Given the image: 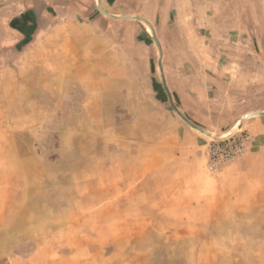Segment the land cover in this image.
Wrapping results in <instances>:
<instances>
[{
  "label": "rangeland",
  "instance_id": "1",
  "mask_svg": "<svg viewBox=\"0 0 264 264\" xmlns=\"http://www.w3.org/2000/svg\"><path fill=\"white\" fill-rule=\"evenodd\" d=\"M125 1L115 6L156 11L165 82L190 122L227 135L264 110V0ZM139 25L149 66L141 76L144 52L131 42L134 77L113 120L101 110L48 109L29 94L20 64L0 61V264H264V178L242 182L229 172L253 142L245 125L264 115L219 142L187 127ZM122 111L127 124L105 125ZM181 136L188 145L180 150L150 141Z\"/></svg>",
  "mask_w": 264,
  "mask_h": 264
},
{
  "label": "crops",
  "instance_id": "2",
  "mask_svg": "<svg viewBox=\"0 0 264 264\" xmlns=\"http://www.w3.org/2000/svg\"><path fill=\"white\" fill-rule=\"evenodd\" d=\"M121 1L125 0H0V61L19 63L17 72L24 71L29 94L44 100L48 109L86 110L87 116L88 113L96 116L101 110L113 120L117 116L115 111L125 108V94L134 77L130 73V44L132 42L135 48L144 52L140 61L141 76L145 77L143 71L144 65L149 66L150 43L138 22L110 19L97 7L111 16L136 15L149 23L154 21L156 12L152 4L143 11L146 16L140 9L120 10L115 5ZM127 2L131 0H126L125 4ZM163 26L161 22L159 28L163 29ZM133 30L139 33L140 42L133 39ZM37 64H40L39 68L33 70V65ZM29 69L33 73L37 71L32 80ZM18 81L16 78V84L22 86ZM83 97L84 103L80 102ZM61 99L68 103L63 104ZM29 101L32 100L26 101V106L31 104ZM129 115L122 111L121 119L118 118L116 123L107 124V120L104 123L109 127L127 124ZM237 116L235 112L224 122L223 125L232 123L226 130L233 126ZM143 119L141 112V130H151L145 127ZM172 125L181 135L186 134L185 127L178 123L169 127ZM245 126L253 131V142L237 166L229 169L242 182L252 177L264 178V118ZM182 137L179 142L176 139L173 142L166 138L149 139L180 150L188 145ZM146 140L147 132L141 133V141ZM194 141L192 148L200 152L204 142L199 137Z\"/></svg>",
  "mask_w": 264,
  "mask_h": 264
},
{
  "label": "water",
  "instance_id": "3",
  "mask_svg": "<svg viewBox=\"0 0 264 264\" xmlns=\"http://www.w3.org/2000/svg\"><path fill=\"white\" fill-rule=\"evenodd\" d=\"M100 5H101V1H100ZM97 7V6H96ZM97 9H98V11L102 14V15H104L103 14V12H101L102 11V9L101 8H99V7H97ZM105 16V15H104ZM105 17H108V18H110V19H113V20H134V21H137V22H139V23H141V24H143L145 21L144 20H142V18H129V19H127V18H119V19H117V18H115V17H110V16H105ZM144 25V24H143ZM152 39H153V42H154V44H155V46H156V48H157V52H158V55H157V66H158V71H159V75H160V79H161V82H162V87H163V90H164V92H165V94H166V97H167V101H168V104H169V106H170V108L172 109V111L179 117V119L187 126V127H189L190 129H194L196 132H198V133H200L201 135H203V136H205V137H207V138H209V139H211V140H213V141H217V142H219V141H224V140H226V139H228L229 137H231L232 135H234L236 132H238L241 128H242V126H243V124H244V122L246 121V120H248V119H250V118H253V117H258V116H262V115H264V110L263 111H261V112H259V113H255V114H250L249 116H247V117H245V120L243 121V123H242V125L241 126H239V127H237L231 134H228V135H216L215 137L211 134L210 135V133H208L207 132V130H205L204 128H202L201 126H199V125H197V124H195V123H193V122H190L178 109H177V107L174 105V103H173V100H172V97H171V94H170V92H169V89H168V87H167V84H166V82H165V77H164V74H163V71H162V67H161V58H162V51H161V47H160V44H159V42H158V39H157V37L156 36H154V37H152ZM207 132V133H206ZM207 135V136H206Z\"/></svg>",
  "mask_w": 264,
  "mask_h": 264
},
{
  "label": "bare ground",
  "instance_id": "4",
  "mask_svg": "<svg viewBox=\"0 0 264 264\" xmlns=\"http://www.w3.org/2000/svg\"><path fill=\"white\" fill-rule=\"evenodd\" d=\"M99 8H100V6H98ZM101 12H103V14L104 15H106V16H110V17H115V18H117V19H119V18H127V19H129V18H141V17H138V16H134V15H120V16H111V15H109V13H106V12H104L103 10L101 11ZM142 20H144L145 22L143 23L145 26H146V28L148 29V31L150 32V34L152 35H150L151 36V38L152 37H154V36H156V34H155V30H154V28L152 27V25L147 21V20H145V19H143L142 18ZM153 40V39H152ZM261 112V111H260ZM255 113H259V112H253V113H248V114H245L244 116H242L239 120H238V122H237V124H236V126L235 127H232V128H234L233 130H235L237 127H239V126H241L242 125V123H243V121L245 120V117H247V116H249L250 114H255ZM243 120V121H242ZM194 130V129H193ZM231 130V129H230ZM195 131V130H194ZM208 133H210V135L212 134L214 137L216 136V135H214L212 132H210V131H207ZM206 132V133H207ZM228 135V134H227ZM207 136V135H206ZM226 136V135H225Z\"/></svg>",
  "mask_w": 264,
  "mask_h": 264
}]
</instances>
